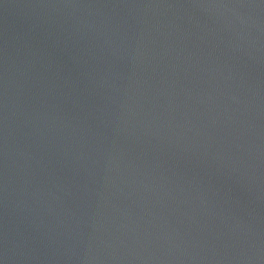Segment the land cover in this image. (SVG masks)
<instances>
[{"label": "water", "instance_id": "1", "mask_svg": "<svg viewBox=\"0 0 264 264\" xmlns=\"http://www.w3.org/2000/svg\"><path fill=\"white\" fill-rule=\"evenodd\" d=\"M264 166V0H0V232L104 192Z\"/></svg>", "mask_w": 264, "mask_h": 264}]
</instances>
